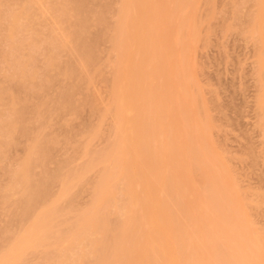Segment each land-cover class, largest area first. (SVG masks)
I'll list each match as a JSON object with an SVG mask.
<instances>
[{"label":"rangeland","instance_id":"obj_1","mask_svg":"<svg viewBox=\"0 0 264 264\" xmlns=\"http://www.w3.org/2000/svg\"><path fill=\"white\" fill-rule=\"evenodd\" d=\"M4 1L1 2V5L3 4V8L0 6V17L2 16L0 19L2 20L5 19L3 17L7 16L6 13L8 11L9 15V13L13 9L15 10L20 7L17 6V2H19L21 5L23 3L22 0ZM34 1V10L33 7L31 9L34 11L32 12L33 15L35 13L36 16L33 20V16L30 17L32 21V23L30 21L31 24L29 23L31 32L29 28V31L26 30L24 33H20V31H18L20 34L18 33V35L13 36L11 42L6 37L0 40V43L2 41L0 45V54L5 50V52L8 51L12 53V55L14 53L16 57H18V60L17 58H10L8 60L9 57H6L7 52H3L1 54V56H5L7 60L4 57V59L0 57V91L2 92L4 90L3 94H5L4 92L7 91L5 89H8V87L12 89L10 86H14V91L9 89L11 93L8 90V96L4 95L2 97V100L0 99L1 111L3 112V114L9 112L11 113V111L7 112V110L13 109L11 107L14 105L16 106H13L14 111L19 113V116H22V112L19 109L23 106L25 107L26 105L27 112L24 111L26 113L25 116H27V114L28 116H30V119L28 117H25L24 115V117L22 116V118H20L19 122H22L23 126H25L26 123L27 126L22 128L26 130H23L25 132V134L22 135L23 137L20 134L22 130H20L19 133L17 131V134L20 135L18 136L20 138H15V140L17 139L18 143L16 144L17 146L14 147L13 145L14 148H7V152L5 151V153L1 152L0 150V154L3 153L1 156L2 161L0 160V162L2 163L0 165H4V167L3 165L0 166V184H2L0 185L1 189L4 186L8 189L7 184H14L12 182L13 180L11 181V179L15 177L14 171H16L18 167H22L28 160V163L30 164L32 160L30 164L31 167L26 163L29 167L27 169L29 170L31 168L30 174L33 173L35 175H29V179L35 178V180H31V182H35V186L38 187H40L39 184L43 180H45L44 182L47 183L46 185L50 184L46 181H53L52 184H54L53 187L52 185H50L49 188L52 189L53 198H55L53 204H56L54 206L56 207V209L53 211L47 224L44 226L47 227L44 233L46 234L48 232V227H53V225H60L57 226V228L64 229L63 231H65L64 227H66L67 223L68 226L69 224H71V220L74 218L73 216L75 214V216L79 215L81 211H86L85 209L87 208V206H90L89 204H91L90 201L91 199H93L94 194L97 200L103 197L104 193H102V189L98 186V182L93 181L99 180L97 179V177H100L102 175L101 173L105 171V168L113 165H108L107 167H105L106 162L101 159V154L104 153L106 148V150H108V148H110L111 146H109V144H112L115 140L117 134L115 125H117L119 121H123L126 118L128 119L127 116L129 115V112L131 110L137 108L140 109V107L142 106V104L140 106V100H142L143 98H148L149 102H151V105H153L151 106L149 103L150 106L148 105L149 107L147 109L144 108V111H146L144 119L141 120L135 117L130 121V123L127 125L125 133L126 135L123 137L120 152L110 155L108 164H110L113 160H118L119 162L116 165L118 167L116 169L117 172H121L122 169L120 167L126 164L128 170L131 173L139 171L142 175V179L152 178L153 173L151 172V170L153 166L156 164V162H158V160L162 158L164 152H166L164 151L165 146L164 148L162 147L163 144L165 145V141H167L165 137L166 131H169L173 128V130L171 131H174L176 133V139L172 140V142L174 141L172 145L174 147L170 146V144H167L169 143L168 141H170V138H167L168 141L166 143V146L171 147V149L174 148L173 152L175 153V155L177 153V156L179 157L177 159L170 158L169 160H167L168 162L165 161V167L163 163H161L162 168L159 175H164L162 177L163 179L160 178L161 182L164 180L166 174V172L164 173V171H169L170 169H172L173 172H169L170 174L171 172L173 173L171 176H173V179H175L174 181H181H179L180 184L177 187L178 190L181 191L180 194H183L182 197H185L186 200V198L188 197L186 196L187 191L189 190V188H193L196 193L195 195H198V197H200V195H205V198L206 196H210L207 199H210L212 202H210V200L206 202H204L205 200H203V202L200 201L206 204L209 202L210 204L213 203V198L211 199V197H215L209 195L210 193H207L209 191L208 188H210L209 186L211 185V181L210 185H208L209 178H213L212 180L214 183H220L221 185L224 184L223 189L225 190L222 189L223 193H221L222 195H225V199L233 196L232 198H230L233 199L231 200L232 202L229 201L233 206L226 207L225 205L228 204L227 200L229 199L224 200V196H222L221 194L217 196L218 198L222 196V199L224 200L223 203L226 208V210L224 211L225 208L224 206H222L223 210L221 212H224L221 213V215H223H220L221 217H219L221 221H219L220 219L215 221L216 226H218V224L220 223L219 225L223 230L222 232V230L218 226V229L221 231L217 229V232H221L220 234L223 233L224 237L226 234L225 238H227L228 236V239L220 237V235L219 237L220 239L223 238L224 241H229V243H226L229 246L231 245V241L233 242L235 239H238V241L235 240V243L233 242L234 244L232 243V246L234 247L235 245L236 247L231 248L235 253L238 251V249V252L241 251V253L237 252V255L243 254L241 256H237L234 253V255L238 257H236V259L238 260V264H264V106H260L261 101H264V98L260 100V97L262 95L264 97V73H261L263 69L261 64L262 61H264V0H154L153 4L151 3V0H129L123 18L121 14L119 15L118 13L120 11V8L123 7L121 5H123L124 0H92L93 2L91 0H72V2L74 1L73 3L71 2V0H65L66 2L64 0H58V3L56 2L57 5L55 7L56 9L57 7H59L60 10L58 9L57 11L54 8L53 10H56V12L50 10L51 8H53L50 7L51 2L55 0H51V2L45 0L44 2H42L41 0ZM145 2L148 3L147 6L152 5L151 7H147V9H149L150 11L152 10L149 14L150 16H148V13H145L139 18V20H132L131 16L133 15V12L136 9H144L141 7H143ZM32 4L33 3H31L30 5ZM64 11H66L67 13ZM57 15L60 17L63 16L65 19L63 17V19H59L60 17H56ZM22 17L19 20V25H24V27L29 26L25 25L26 21L24 19L27 20V18L24 17V19H22ZM52 17H56V23L59 21L61 23L57 24L62 26L55 25L56 23L54 19L52 21ZM119 17L124 19L125 21L123 28L124 38L131 44H133L135 41H138L141 44L140 48L147 55L145 59L144 57L142 58L143 65H138L140 66V69L142 71L140 74L135 69L128 68L126 66V62H128V60H130L131 58L129 51H125L123 57H121L119 48L115 49V44L113 41H111V39L113 38L112 36H114L113 33L118 31L116 29H118L119 27L116 28V26L117 24L118 26L120 24ZM259 18H261L260 22ZM114 26L116 29H114ZM61 28H66L64 35H62L63 29ZM50 32H53V35ZM1 33L5 35V32ZM151 33L154 35V39L149 37ZM50 34L53 37H55V35L56 38L58 37V40H56L57 42L59 41V39L60 42H62V46L59 44L60 47L57 46L59 49H56L59 51V53H57L58 51L56 52V55L59 56H57L58 59L56 60L58 62L56 61L57 63L55 64L57 65L56 67L58 69H55V65L53 66L55 71L57 70L56 72L51 68V65L55 63L54 60L52 61L54 63L51 62L50 55L52 54L49 55L47 53L52 47L50 42V44L46 43L47 40L50 41ZM3 35H0V39L1 36L3 38ZM23 36H26L27 39H23ZM77 37H79L80 40ZM7 40L9 43L4 44L3 42ZM112 40H115V38H113ZM92 41L94 43L93 45L90 44L92 43ZM85 43L86 45L87 43H89V46H98L97 49L95 46L92 47L95 48V54L92 52V50V54H89V49L87 48L88 46L86 47ZM120 43L121 41L119 42V44ZM17 44L21 47V51L19 50L20 47ZM45 44H47V46L51 45L48 48L49 51L45 49ZM16 45L19 47L17 48L18 53H16ZM57 47H54L52 49L54 50ZM14 48L16 49V51H14ZM156 48H158V51H160V54L163 57L165 63L164 66L159 63ZM93 54L94 57L92 59L91 57L93 56ZM12 55L10 57H15ZM11 59H13V62L14 60L19 62H17V64L20 65L19 70L12 69L13 67H16L15 65H13V67L10 66L12 65L10 64ZM9 67H11L12 69L11 72L9 70ZM46 67L47 69L51 68L52 70H50L49 72ZM174 69L177 71H174ZM13 71L14 74L16 73L15 75H12ZM33 73L34 76L29 75ZM43 73L47 74L46 76H48V74H53L52 76L54 79L50 75V78H52V82L47 81L48 83H50V85L48 84V88L45 87L47 86V83L45 82L46 78L47 80L50 79L45 75L43 76ZM25 75H28L27 80L29 82L28 85L31 90L32 96L29 97V94L31 93L27 94L26 92L27 96L29 95L27 98L26 94H24L25 98H27L24 99L27 101V103L24 105V103L22 102L26 101H22V98L24 96L22 94L23 92L21 91L23 90L20 91L18 87H16V85L18 84L17 81H22L24 77H26ZM29 76L31 78H29ZM137 76L139 81L137 85L133 87L132 84L134 83V80ZM159 76L161 77L159 78ZM7 77H11V80H13L12 85L11 82L10 85H8V81L10 78ZM41 80L42 83L45 84L44 87L43 84H41ZM14 83H16V85H14ZM39 84L41 85V87H39ZM28 85L26 86L28 87ZM26 86L25 89L29 90V88H27ZM42 87L44 91H46V89L48 91L44 92L43 90H41ZM1 88L4 89L1 90ZM17 89L21 92V94ZM66 89L71 91V96H73L71 101V97L69 96L70 99L68 100L70 102H67L68 100H64L65 97H68L65 96L66 94L64 95V92L66 93V91H68ZM34 92L37 94L35 95ZM116 96L122 97L120 102H118L119 97ZM61 98L65 102L62 101ZM19 100L21 101V103ZM13 102L16 104H14ZM146 102L148 103V101ZM68 103H70L71 106ZM22 104L23 106H21ZM144 104L146 105V103ZM24 107L22 110H24ZM166 107H168L170 111L168 117L166 118V115H164L165 118H163V111ZM52 114L54 116H52ZM6 115L7 114H5V117ZM25 118L28 119L27 122ZM36 120L38 121L37 123ZM153 121L155 122V124L156 122H158V124L156 125L159 126H156V128L152 131L150 125ZM201 125L206 126L205 132L203 134L192 133L193 130ZM170 126L173 127L170 128ZM35 127L38 130H35ZM19 129H21V127ZM39 131H41L42 134ZM34 132L37 136L34 134ZM44 135L48 136L43 137ZM37 139H40V141H42L43 139V145L45 143L46 145H48L47 151L51 157H47L48 160L45 157L43 159L45 161H43L42 164L41 158V160L39 159L40 162L38 161V157L40 156L31 158L33 153H29L33 152L31 151L32 149H34L32 148L34 146L32 144L33 142L35 143V140ZM49 141H52V143ZM191 142L193 145V151L195 152H192V154H196V156L199 158L198 160L196 159V161L193 157H191L192 155L190 156V154L188 152L186 153L185 150L187 146L186 144L190 143L191 145ZM37 144L41 145L40 142H37ZM107 144L108 146L106 147ZM51 145H53V147ZM182 146L185 148L183 149ZM29 147L31 148L29 149ZM36 147L34 149V155L37 154L35 152L37 151ZM50 148L52 150H50ZM81 148L92 151L91 153L89 152L90 155H88L89 153L86 152L88 153L86 155L93 158V163H90L91 161H89L91 165L94 164L93 167L90 168V165H88V169H84L82 167L84 171L87 170L88 173L86 172V174L85 172L82 174L83 171L79 173L77 171L81 168V166H84V164L88 161L87 159L90 158L84 155V151L86 150L81 151L83 150ZM3 149L5 150L6 148ZM27 149H29L30 151L28 150V152ZM101 149H103V152ZM135 150L139 151L140 153L139 159L136 161L126 162L127 158ZM98 151L99 153H102L99 154L97 153ZM44 153L46 154V156H49L47 152ZM92 153L94 156L96 155L97 158L92 157ZM29 154L31 155L30 157ZM76 154L78 155L76 156ZM81 155H83L82 157L84 159L87 158L86 162H84V159H81ZM6 157L9 158V162ZM68 157L72 159H69ZM24 160H26V162H24ZM80 160H82L83 162H81ZM199 160L201 165H205L203 171L204 173L202 172L203 174L200 175L202 181V178H204L203 182L198 178V175L200 173H196L197 171L199 172V170L197 169L199 167ZM75 161H77L78 163ZM173 164L177 165L175 166ZM65 165H67V168L65 167ZM79 165L80 168H76ZM163 167L167 168L164 169ZM69 168H71L72 170H70ZM73 168H75V171H77V174L76 172L74 174L77 176V178H79V181V174L80 176L84 174L87 175L85 176L87 181H84V177L83 183L86 182V184H83L82 181H80L84 186L80 185L79 182V185L75 184L76 186H74V188L80 187L78 189L73 188L74 190H77V198H75V201H73V203H71V200H69L70 202L67 201L66 204V200L65 202H63L61 197H59L62 194V191H60V189L63 188H61L62 183L64 181L66 182V178L68 177L67 174L70 176L74 175L71 174L74 171ZM205 168L206 170L207 168L209 169V171L211 170V173L213 175L210 174L212 176H209V173L207 171L205 173ZM195 169L197 170L194 171ZM19 174L22 175L21 173ZM20 175H18L16 178L21 179L22 176ZM205 175L209 177L205 178ZM76 176H74L75 178L73 176H71L70 178L75 180L77 179ZM49 177L50 180L48 179ZM63 177L65 180H60L63 179ZM22 179H25V177H23ZM220 180L222 181V183L220 182ZM36 181L39 183L37 184ZM74 183H76V181ZM43 184L44 183L42 182V184L40 185ZM94 184L96 188H94ZM204 184L207 185L204 186ZM150 185L149 187L151 191L148 196L146 195L147 198L144 197L146 198L145 201L144 199H142L145 203L141 207L143 212L142 215L146 216V218L149 208L156 212V214L158 215L157 218L160 220L165 218L167 215H170L171 211L174 221L168 227L171 226L175 227L176 229H181L182 227L184 228L183 215L186 216V211L189 210L188 206H190V208H196L194 212L196 213L195 219L197 222L202 221L201 217L204 219V217L207 216V214H204L206 212L203 211L202 206L199 207L201 204L196 202L198 201L195 199L196 196L193 198L194 194L191 198L194 199V201L192 199V202L196 204L194 205L195 207H192L193 204L191 205V198L190 200L187 199L189 200V203L188 201H183V203L181 199L179 201V199L176 198L173 202H177L178 200L179 202H182L181 204H183L182 206L181 204H177L179 203L177 202L176 205L179 206L178 208L176 205H174L175 203L173 204L171 203V201H169L168 203L166 199H163L161 203H159L160 200H153V196L150 197V195L153 190H158L157 188H159V186H157L156 184H152L153 186ZM143 187L145 188V186L143 185L134 186V190H136L137 192L141 188L143 190ZM155 187L156 189H154ZM19 188L17 191L18 193H20L21 191L19 195H22V188H20V190ZM171 190L173 191V189ZM2 192L3 191L1 190V193ZM50 193L51 192H49V194ZM153 193L152 195H154ZM49 196L51 199V195ZM13 197L14 199L19 200V198L23 196L19 197L18 195H16ZM119 197V199H121L120 195ZM28 199L23 200V202L22 200H20L21 203L16 200V202L18 201L14 207L16 213L12 212L14 211V209L12 210V208L11 210H9L10 206L9 208L7 206H4V204L7 203L0 202L1 204H3V206H0V227L5 230L8 229L11 235L16 233L17 236V232L20 233L23 229L24 231L22 232V234L26 231L25 228L27 223L23 222L25 225L22 226L23 223L21 222V220L25 221V219H20V217H17L16 214L19 213L20 209L18 208L20 207V205L23 204L21 206L22 208L20 207L21 211H23V209L25 210V208H28V204H32V199L30 203L28 202ZM112 199L113 198H111V201ZM126 200L127 199L123 196L122 201L124 202ZM120 202L121 200L119 201V203ZM123 202L121 205L127 204V201L126 203ZM9 203L12 204V200ZM111 203H113V201L110 202V205L113 206L114 203ZM170 204H173L174 206ZM180 205L185 208V214L183 208L181 209ZM23 206H25V208H23ZM30 206L33 207L34 205L32 204ZM30 206L28 209H32V207ZM39 206L40 205L37 206L38 209L36 208V210H39ZM171 206L173 208H171ZM186 207L188 210H186ZM40 208L42 207L40 206ZM210 208L207 209L210 210ZM31 209L30 211H28L29 214L27 213V209L26 212L24 211L28 214V217L30 215V212L32 211ZM33 211L35 212L34 209ZM109 212H111L113 216V218H109L111 224L112 221H114L113 225H115V223L118 224L119 222L117 223L116 221H118L117 219H119V217L121 216H118V214L114 215L113 210ZM191 212L193 213V211ZM202 214H204L205 216H203ZM19 215H22V213H19L18 216ZM193 215L195 216V214ZM114 216L117 218L116 220L114 219ZM227 217L229 219H227ZM22 218H26V214L25 217ZM218 221L219 223L217 224ZM230 223H234L235 225H231ZM238 223L241 224V226ZM223 224L224 228L222 226ZM228 224H230L231 229L233 230L227 227ZM236 225L238 233H234V229L236 230ZM242 226H245V228L242 229L244 232L240 230V227ZM168 227H163V234L167 237L171 236L173 232L171 229H167ZM225 228L233 232H229V235L231 237L228 235V232L225 231ZM214 229L215 227L213 228V230ZM238 229L245 235H241ZM3 231H0L1 235L3 233L5 234V232ZM245 231L247 232L245 233ZM4 234L3 238L6 236V234ZM231 234L234 236H232ZM237 234L241 235L242 240L243 238L245 239L244 242L240 241V236H236ZM9 235L7 236L8 239ZM253 235L256 236V242L255 240H252ZM234 237L238 238L234 239ZM0 238L2 241V237ZM230 238H233V240H231ZM49 239L51 240V238ZM49 239L46 238V241L44 240L42 242L41 246H44V248H39L40 250H36L37 252H30V254L26 256L27 258L25 257L26 261L24 262H26V264H47V259L43 255H45L44 253L47 252V250H49L51 247V242L48 241ZM4 241L5 240H3L2 242L5 244ZM195 241H192V244H196ZM236 241L239 243L236 244ZM251 241H254L256 245L254 243L252 244ZM2 244L0 242V245L2 247L7 246H3ZM195 244L193 246L196 248ZM239 244L244 246L242 247ZM237 245H239L240 248H237ZM1 246L0 249L3 250ZM52 248L54 251H57L54 246H52ZM247 248L248 252H250V250L252 251V255L250 253L247 254ZM51 251H49V254L52 253L53 255V252ZM195 251H197V249ZM195 251L194 253H192L195 254ZM70 252L71 251L69 250L68 256L71 255ZM56 253L57 252H55L54 257L57 256ZM60 254H64V251L61 250ZM245 254L247 256H244ZM209 255L210 258H205L203 260V264H228L227 262L222 263V261H215L213 255ZM41 256L42 258L44 257L43 259H45V263H42V258H40ZM46 257L49 258V256ZM50 258L53 259L52 256H50ZM88 262L85 260L83 264ZM179 264L189 263L181 260L179 261ZM192 264L196 263L193 261Z\"/></svg>","mask_w":264,"mask_h":264},{"label":"bare ground","instance_id":"obj_2","mask_svg":"<svg viewBox=\"0 0 264 264\" xmlns=\"http://www.w3.org/2000/svg\"><path fill=\"white\" fill-rule=\"evenodd\" d=\"M4 1V0H3ZM2 0H0V6L2 7V5H1V2H3ZM17 1V0H16ZM25 1V0H24ZM23 0H22V5L19 3V2H17L18 3V5H17V3H16V5L17 6H20V7H18L17 9H13L10 13H9V15H8V12L6 13V15L8 16H4L3 18H5V19H3L4 20V23H3V20L2 19H0V33L1 32H5L4 34L5 35H3V33H1L2 35H3V38H2V36H1V39L0 40H2V39H4L5 37L11 42L12 41V37L13 36H16V35H18V31H20V33H24L26 30L27 31H29L31 28H30V25H29V23H30V21H31V18L30 17H32V20L34 19V17L36 16L35 15V13H34V15H33V13L32 12H34L33 10H34V7H35V1L34 0H28V1H25L24 2ZM34 1V2H33ZM42 2H44V0H41ZM45 1H48V2H51V0H45ZM53 1V0H52ZM65 1V0H64ZM85 1V0H84ZM92 1V0H91ZM128 1L129 0H124V2H123V5H121V6H123L122 8H120V11H119V15L121 14V16H122V18L124 17V15H125V12H126V9H127V6H128ZM153 1L154 0H151V3L153 4ZM5 2V1H4ZM28 2H30V3H28ZM53 2H55V3H53ZM53 2H51V5H50V7H53V8H51L50 10H52L53 12H56V10L58 11V9H59V7H57V9H56V2L58 3V0H55V1H53ZM66 2V1H65ZM68 2V1H67ZM71 2H72V0H71ZM74 2V1H73ZM72 2V3H73ZM77 2V1H76ZM83 2V1H82ZM87 2V1H86ZM93 2V1H92ZM14 3H15V1H14ZM25 3H28V4H25ZM31 3H33L32 5H30ZM88 3V2H87ZM89 3H91V2H89ZM20 4V5H19ZM78 4V3H77ZM82 4V3H81ZM93 4V3H92ZM98 4V3H97ZM29 5H30V7H29ZM70 5V4H69ZM80 5V4H79ZM148 5V3L147 2H145L144 3V5H143V7H141V8H144V9H136L134 12H133V15L131 16V19L132 20H134V21H136L135 19H137V20H139V18L143 15V14H147L148 13V16H150L149 14H150V12L152 11H150L149 9H147V7H151L152 5H150V6H147ZM4 6H5V4H4ZM22 6V7H21ZM34 6V7H33ZM73 6V5H72ZM78 6V5H77ZM96 6V5H95ZM101 6V5H100ZM33 7V10L31 9ZM93 7V6H92ZM105 7V6H104ZM3 8V7H2ZM56 9V10H53V9ZM73 8V7H72ZM30 9H31V11H30ZM77 9V8H76ZM1 10V9H0ZM3 10V9H2ZM60 10V9H59ZM71 10H73V9H71ZM119 10V9H118ZM80 11V10H79ZM78 11V12H79ZM83 11V10H82ZM94 11H96V10H94ZM64 12H66V11H64ZM63 12V13H64ZM99 12H100V10H99ZM121 12V13H120ZM3 13V12H2ZM5 13V12H4ZM58 13V12H57ZM61 13H62V11H61ZM67 13V12H66ZM66 13H65V15H66ZM124 13V14H123ZM23 14H24V16H23ZM54 14V13H53ZM118 14H117V16H118ZM2 15V14H1ZM64 15V14H63ZM94 15H96V14H94ZM23 16V17H22ZM62 16V15H61ZM68 16V15H67ZM120 16V17H121ZM2 17V16H1ZM0 17V18H1ZM22 17V19H24V17H26L27 18V20L26 19H24L25 21H26V23H25V25L27 26V25H29V26H27V27H24V25H19V20H20V18ZM56 17H60V16H56ZM56 17H52V21H53V19H54V21H55V23H56ZM63 17V16H62ZM62 17H60L59 19H61ZM119 17V18H120ZM28 18H29V20H28ZM64 18V17H63ZM62 18V19H63ZM67 18V17H66ZM122 18H120L119 20H120V24H119V26H118V24H117V26H116V28L117 27H119L118 29H116L115 28V26H114V29H116V30H118L117 32H114L113 34H114V36H112L113 38H115V40H116V42H115V40H112L111 39V41H113L114 42V44H115V49H117V48H119V53H120V55H121V57H123V55H124V52L125 51H129V54H130V56H131V58H130V60H128V62H126V66L128 67V68H133V69H135L136 71H138V73L140 74L142 71H141V69H140V66H138L139 64H141V65H143V62H142V58L144 57V59L146 58V53L140 48V46H141V44L138 42V41H135L133 44H131L129 41H127L125 38H124V30H123V28H124V24H125V21H124V19H122ZM58 19V20H59ZM65 19V18H64ZM260 19L261 18H259V22H260ZM6 20V21H5ZM1 21H2V23H1ZM28 21V22H27ZM119 22V21H118ZM117 22V23H118ZM31 23H32V21H31ZM30 23V24H31ZM54 23V24H55ZM57 23H61V22H57ZM55 24V25H57V26H62V25H58V24ZM4 24V25H3ZM63 24H65V23H63ZM19 26H21V27H19ZM28 28H29V30H28ZM69 28V27H68ZM112 28V27H111ZM61 29H63V28H61ZM66 29V28H65ZM65 29H63V34L62 35H64V33H65ZM70 29V28H69ZM51 30H53V29H51ZM50 30V31H51ZM34 31V30H33ZM30 32H31V30H30ZM19 33V34H20ZM35 33H36V31H35ZM50 33H52V35H53V32H50ZM117 33V34H116ZM0 34V35H1ZM34 34V33H33ZM37 34H38V31H37ZM80 34V33H79ZM30 35V34H29ZM32 35V34H31ZM51 34H50V38H49V40L50 41H46V43L47 44H50L51 43V45H52V47L50 48V51H49V47L51 46H47V44H45L46 46H44V47H46L45 49L46 50H48L49 52H47L49 55L50 54H52V55H50L51 56V62L54 60L55 61V63L54 62H52V63H54L53 65H51L52 67V69H54L53 68V66L58 62L56 59H58V57L57 56H59V55H56V52L58 51V50H56V49H59L57 46H59V44L62 46V42H60V39H59V43L56 41V40H58V37L56 38V35H55V37H53ZM66 35V34H65ZM97 35V34H96ZM35 36H36V34H35ZM51 36H52V39H51ZM101 36V35H100ZM28 37H30V36H28ZM39 37V36H38ZM47 37V36H46ZM83 37V36H82ZM81 37V38H82ZM149 37L150 38H153L154 39V35L151 33L150 35H149ZM24 38H26V36H23V39ZM56 38V39H55ZM79 40H80V38L79 37H77ZM84 38H85V36H84ZM87 38V37H86ZM91 38V37H90ZM96 38V37H95ZM94 38V39H95ZM27 39V38H26ZM48 39V38H47ZM92 39H93V37H92ZM8 40L7 41H5V42H3L4 44L5 43H9L8 42ZM22 40V39H21ZM83 40V39H82ZM4 41V40H3ZM56 41V42H55ZM84 41V40H83ZM97 41V40H96ZM121 41V43L119 44V42ZM123 41V42H122ZM22 42V41H21ZM44 42H45V40H44ZM50 42V43H49ZM77 42H80V41H77ZM86 42H88V41H86ZM1 43H2V41H1ZM1 43H0V45H1ZM20 43V42H19ZM18 43V44H19ZM32 43H34V42H32ZM83 43V42H82ZM81 43V44H82ZM90 43V42H89ZM89 43H87V45H86V43H85V46L89 49V54H92L91 53V50H92V52L94 53V52H96L94 49L95 48H92V47H94V46H92L94 43H93V41H92V43H90V44H92L91 46H89L90 44ZM96 43H98V42H96ZM17 44V45H18ZM36 44V43H35ZM84 44V43H83ZM119 46H118V45ZM15 46L16 47V49L17 48H19L18 46ZM97 45V44H96ZM57 47V48H55L54 50L52 49V48H54V47ZM156 46V45H155ZM60 47V46H59ZM96 47V49H97V47L98 46H95ZM1 48V47H0ZM91 48V49H90ZM13 49V48H12ZM15 49V48H14ZM16 49L14 50V51H16ZM44 49V50H45ZM114 49V50H115ZM157 49V57H158V59H159V63L161 64V65H165V63H164V60H163V57L161 56V54H160V51H158V48H156ZM19 50L21 51V47L19 48ZM56 50V51H55ZM60 50H61V48H60ZM94 50V51H93ZM160 50V49H159ZM77 51V50H76ZM3 52H5V50L3 51ZM2 52V53H3ZM7 52V53H6ZM5 53H6V57L8 58V60L10 59V58H13V59H15V58H17V60H18V57H16V55L13 53V55H12V53H10V52H8V51H6ZM1 53V54H2ZM10 55H9V54ZM16 53H18V49H17V51H16ZM57 53H59V51L57 52ZM1 54H0V57H4L6 60H7V58L5 57V56H1ZM95 54V53H94ZM94 54H93V56L91 57L92 59H93V57H94ZM15 56V57H10V56ZM48 55V56H49ZM89 56V55H88ZM57 57V58H56ZM90 57V56H89ZM3 58V59H4ZM1 59V58H0ZM13 59H11L10 60V64H12V65H10V66H12L13 67V65H15V67L16 68H12V69H17V70H19V68H20V65H18L17 64V62L18 61H16V60H14V62H13ZM49 59H50V57H49ZM57 61V62H56ZM16 62V63H15ZM19 63V62H18ZM51 63V64H52ZM17 65V66H16ZM19 66V67H18ZM57 65H55V69L57 68L56 67ZM261 66L263 67V69H264V61H262V64H261ZM47 69V67H46V69L50 72V70H52V69ZM11 67H9V70H10V72H11ZM45 69V70H46ZM55 69L53 70V71H55ZM58 69V68H57ZM262 69V71H261V73L263 74L264 72V70ZM14 70V71H15ZM14 71H13V73H12V75H15L14 74ZM47 71V72H48ZM57 71V70H56ZM55 71V72H56ZM174 71H177V70H175L174 69ZM0 72H1V70H0ZM17 72V71H16ZM55 74H57V73H55ZM29 75H33L34 76V73L33 74H29ZM46 76L47 74H44L43 73V76ZM51 76L53 75V74H50ZM49 74H48V76H46V77H48L50 80H47V78H46V82L45 83H47V86H45V84L44 83H42V80H41V84H43V87L45 86V87H49V85H50V83H48L47 81H49V82H52L51 81V79L53 78V76H52V78H50L51 76H50ZM264 75V74H263ZM26 77H24V79L22 80V81H24V82H22V81H17V85H16V83H14V85H16V87H18V89L21 91V90H23V91H21V92H23L22 94H23V98H22V101L24 100V99H27L28 98V96L29 97H31L32 96V93H31V90H30V88H29V85H28V80H27V78H28V75H25ZM54 77H55V75H54ZM161 76H159V78H160ZM7 78H10L9 79V84L8 85H10V82H11V85H12V82H13V80H11V77H7ZM7 78H6V80H7ZM29 78H31L30 76H29ZM45 78V77H44ZM264 78V77H263ZM43 79V78H42ZM54 79V78H53ZM138 76L135 78V80H134V83L132 84V86L133 87H135L136 85H137V83H138ZM26 82V83H25ZM21 83V84H20ZM6 84H7V82H6ZM49 84V85H48ZM26 85H28V87L26 86ZM159 85V84H158ZM25 86L27 87V88H29V90L28 89H25ZM12 89H10L9 87H8V89H5V90H12V91H14L13 89H14V86L12 87V86H10ZM20 87H21V89H20ZM39 87H41V85L39 84ZM43 87L41 88V90H43ZM156 87H158V86H156ZM25 89V91H24V89ZM51 88V87H50ZM4 89V88H3ZM2 88H1V90H3ZM16 89V88H15ZM17 89V90H18ZM40 89V88H39ZM10 90H9V92H10ZM18 90V92H20ZM27 90V91H26ZM66 90H68V89H66ZM4 91V90H3ZM3 91L1 92V95H0V99L2 100V97L4 96V95H7L8 93H7V91H5L4 93L5 94H3ZM30 91V92H29ZM38 91V90H37ZM37 91H35V92H37ZM44 91V90H43ZM46 91H48L47 89H46ZM46 91H44V92H46ZM21 92H20V94H21ZM25 92V93H24ZM26 92H27V94H29V93H31V94H29L28 96H27V94H26ZM34 92V93H35ZM68 92V93H67ZM11 93V92H10ZM48 93V92H47ZM24 94H26V97L27 98H25V95ZM37 93H35V95H36ZM40 94V93H39ZM66 94V95H65ZM68 94H70V95H68ZM144 94V93H143ZM34 95V94H33ZM41 95V94H40ZM42 95H43V93H42ZM64 95L65 96H68L66 99L64 98V100H68V99H70V97H71V99H70V101L72 100V97L73 96H71L72 95V93H71V91H66V93L64 92ZM8 96V95H7ZM10 96V95H9ZM62 96H63V94H62ZM70 96V97H69ZM145 96V95H144ZM116 97H119V99H118V102H120V100L122 99V97L121 96H116ZM35 98V97H34ZM261 99L260 100H262L264 97H263V95L260 97ZM3 99H5V98H3ZM20 99V98H19ZM62 99V98H61ZM0 100V101H1ZM63 99H62V101H64ZM13 101V100H12ZM20 101V100H19ZM19 101H18V103H19ZM24 101H26V100H24ZM39 101V100H38ZM69 100L67 101V102H70ZM141 102H140V106H141V104H142V106L140 107V109H134V110H131L130 112H129V115L127 116L128 117V119L126 118V119H124L123 121H119L118 122V124L117 125H115V129H116V132H117V134H116V137H115V140L113 141V143L112 144H109V146H110V148H108V150H106L107 148V146H108V144L106 145V149H105V151H104V153H102L103 152V149H101L102 150V152H100V153H102L101 154V159H103L105 162H106V165H105V167H107L108 165H113V166H110V167H108V168H105V171L103 172V173H101L102 175L100 176V177H97V179H99V180H96V181H93V182H98L97 184H98V186L102 189V193H104V195H103V197L102 198H100V199H96V197H95V194L93 195L94 197H93V199H91V204H89L90 206H87V208H88V210H87V208L85 209L86 211H81L80 212V214L79 215H77V216H73L74 218V222H73V219L71 220L72 222H71V224H69V226L66 224V227H64L65 228V231H63L64 229H59V228H57V226H60V225H53V227L52 226H49L48 227V232L45 234L44 233V231H45V229H47V227H44L46 224H47V222H48V220H49V218H50V216L52 215V213H53V211L56 209V207H54L55 205L53 204L54 202L53 201H55V198H53V193H52V189L51 188H49L50 187V185H52V187H53V185L54 184H52V182H50V181H46V182H48V183H50V184H48V185H46L47 183H45L44 181L45 180H43L42 182L44 183L43 185H40V184H42V182L39 184V186L40 187H38V186H35V182L33 183V182H31V180L33 181V180H35V178L34 179H29V175L30 176H32V175H34L33 173L32 174H30V172H31V168L28 170L27 168H29L28 166H27V164L30 166V164H31V162H32V160H31V162H30V164L28 163L29 162V160L26 162V160H24V162H26V163H24V165H25V167H24V165H23V163H22V167L20 166V167H18V168H22L21 169V171H20V169H18L17 168V170L16 171H14V173H15V177L13 178V179H11V181L14 183V184H12V183H10V185H12V186H10V185H8L7 184V186H8V189H7V187L5 188V186L4 187H2V189H1V187H0V202L1 203H7V204H4V206H7L8 208H9V206H10V208H9V210H11V208H12V210L14 209V207H15V204H17V202L19 201V203H21L20 202V200H22V202H23V200H26V199H28V202L30 203V201H31V199H32V201H31V203L34 205L33 207L32 206H30V205H32V204H28L27 205V207L29 208V206L30 207H32V211H33V209L35 210V212L33 211H31L30 212V215H29V217L27 216L29 213H28V211H30V209H28V208H25V206H23V208H25V210L23 209V211H21V206L23 205H20V207L18 208V209H20L19 210V213L21 214L22 213V215H19L18 216V214H16L17 215V217H20V219H25V221L24 220H21V222L23 223V222H25V223H27L26 224V228H25V233H23L22 234V232L24 231V229L19 233V232H17V236H16V233L15 234H13V235H11L10 233H9V230H8V232H7V230H5V229H2L1 227H0V229H2V230H0V231H3V232H5V234H6V236L3 238V234L1 235L0 234V237H2V241L3 240H5L4 242H5V244L1 241V238H0V242H1V244L4 246V245H7V246H4V247H2L1 245V248L4 250V248H5V250L3 251V250H1L0 251V264H26V262H24V261H26L25 259L27 258L26 256H28V254H30V252H32L33 253V251H35V252H37L36 250H38L39 248H41L42 246V242L47 238V239H49V238H51V240L49 239L48 241H50L51 242V247H50V249L49 250H47V252H45L44 254L45 255H43L47 260H48V262H47V260H46V263L47 264H83V262H85V260L88 262L89 260V262H90V264H179V261H185L186 263L188 262L189 264H192L193 263V261L196 263V264H203V260L206 258H210L209 256V254H212L213 255V258H214V260L215 261H222V263H224V262H227L228 264L230 263V264H238V260L236 259V257L237 256H241V255H243V254H238L237 255V252L239 251V249H238V251L235 253L234 252V250L233 249H231V248H234V247H236L235 245H234V247L232 246V243L234 242L235 243V240H237L238 241V239H235V238H238V237H234V241L232 242H230V246L228 245V244H226V243H229V241H227V240H223V238H225L226 237V234H225V237L223 236L224 234L222 233V234H220L221 232H217V229H218V226H219V228L221 229V226L219 225L220 223H219V221H221V219L219 218V217H221L222 215H221V213H223L225 210H226V208H225V206L226 207H228V206H233V205H231V203L229 202V201H231V200H233V199H230V198H232L233 196H230V197H228L227 199H229V200H227V199H225V195H222V189H223V185L224 184H218V183H214L213 182V178L211 179V178H209V184L208 185H210V181H211V185L209 186L210 188H208L209 189V191L207 192V193H210L209 195H212V196H215V197H211V199L213 198V203H211L210 204V202H212L210 199H207L208 197H210V196H206V198H205V195L203 196V195H200V197H198V195L196 196L195 194V191H194V189L192 188V189H190L189 188V190L187 191V194H186V196H188L187 198H186V200H185V197L183 198L182 196H183V194H180V192L181 191H179L178 190V185L180 184V180H177V182L176 181H174L175 179H173V176H171L173 173V171H172V169H170L169 167V171H172L171 172V174H170V172L169 171H164V173L166 172V174H165V177H164V180L161 182V180H160V178L161 179H163L162 177L164 176V175H159V173H161V168H162V165H161V163H163V165L164 164H166L165 163V161L166 162H168L167 160H169L170 158L171 159H177L179 156H177L178 154L176 153V155H175V153L173 152V149H171V147H168V146H166V143H167V141H168V139L171 141H168L169 143H167L168 145L170 144V146H172L173 145V142H172V140H175L176 139V133L174 132V131H171V130H173V128L171 129V130H169L171 127H173V126H170V128L168 129L169 131H166V134H165V137H166V140L167 141H165V145L163 144L162 145V147L164 148V146H165V148H164V151H166V152H164V155L162 156V158L160 159V160H158V162H156V164L153 166V168H152V170H151V172L153 173V176H152V178H150V179H142V175H141V173L139 172V171H136V172H134V173H131L129 170H128V168H127V166H126V164H124L123 166H121L120 168L122 169L121 170V172H117L116 171V169L118 168L116 165L118 164V160H113L110 164H108V162H109V156L110 155H113L114 153H117V152H120V150H121V145H122V142H123V137L126 135L125 133H126V129H127V125L130 123V121L132 120V119H134L135 117H137V118H139V119H144V115H145V112L146 111H144V108H148L150 105H151V102H149V99L148 98H143L142 100H140ZM146 101H148V103L146 102ZM65 102V101H64ZM66 102V103H67ZM264 101H261V103H260V106H264V103H263ZM14 103V102H13ZM20 103H21V101H20ZM22 103H24V105L27 103V101L26 102H22ZM144 103H146V105L144 104ZM149 103H150V105H149ZM14 104H16V103H14ZM69 105H70V103H68ZM13 105V104H12ZM18 105V104H17ZM67 105V104H66ZM149 105V106H148ZM153 105V104H152ZM151 105V106H152ZM14 106V105H13ZM11 107V108H13V109H9V107H8V109L9 110H7V112H9V111H11V113H10V116H9V113H5V114H7L6 115V117H5V114H3V112L1 111V108H0V150H1V152H3V153H5V151L7 150V148L8 149H10V147L11 148H14L15 146H17L16 144H18L17 143V139L15 140V138H17L18 136H20L19 134H17V131H18V133L20 132V130H22L21 132H20V134H21V136L23 135V134H25V132L23 131V130H25V129H22L23 127H25V126H27L26 125V123H25V126H23L22 125V122L20 123L19 121H20V118H22V116L24 115L25 116V112H27L26 110H27V106L25 105V107L23 106V104L21 105V106H23L24 107V110H22L23 109V107H21L20 109L19 108H17V109H19V110H21V112H22V116H19V113H17V112H15L14 111V107H16V106H14V107ZM20 106V105H19ZM37 106V105H36ZM71 106V105H70ZM73 106V105H72ZM0 107H1V103H0ZM4 107V106H3ZM18 107V106H17ZM33 107H34V105H33ZM40 107V106H39ZM26 108V109H25ZM29 108V107H28ZM55 109V108H54ZM54 109H53V112H54ZM6 110V109H5ZM29 110V109H28ZM25 111V112H24ZM30 111V110H29ZM33 111V110H32ZM31 111V112H32ZM37 111V110H36ZM169 108L168 107H166L165 108V110L163 111V116L164 115H166V118L168 117V114H169ZM14 112V113H13ZM41 112V111H40ZM58 112V111H57ZM24 113V114H23ZM29 113V112H28ZM36 113V112H35ZM34 113V114H35ZM39 113V112H38ZM12 114V115H11ZM40 114V113H39ZM55 114V113H54ZM32 115V114H31ZM23 116V117H24ZM34 116V115H33ZM52 116H54L53 114H52ZM25 117H28L29 119H30V116H28V114H27V116H25ZM32 117V116H31ZM33 118V117H32ZM161 118V117H160ZM163 118H165V116L163 117ZM22 120V119H21ZM25 120H26V122H27V118H25ZM42 120V119H41ZM24 121V120H23ZM32 121H34V120H32ZM156 121V120H155ZM19 122V123H18ZM25 122V121H24ZM24 122H23V124H24ZM38 121L36 120V123H37ZM40 122V121H39ZM33 123V122H32ZM42 123H43V121H42ZM45 123V122H44ZM19 124H20V126H19ZM31 124V123H30ZM47 124V123H46ZM156 124H158V122H156ZM155 124V122L153 121L152 123H151V125H150V128L152 129V131L156 128V125ZM29 125V124H28ZM38 125V124H37ZM36 126V125H35ZM159 126V125H158ZM157 126V127H158ZM205 126V125H204ZM203 125H201V126H199L198 128H196L195 130H193L192 131V133H200V134H203L204 132H205V128H206V126L204 127ZM21 127V129H19ZM27 128V127H26ZM31 128V127H30ZM40 129V128H39ZM44 129V128H43ZM35 130H38V129H36V127H35ZM26 131V130H25ZM41 131H43V130H41ZM41 131H39V132H41ZM171 131V132H170ZM22 132H24V133H22ZM45 132V131H44ZM30 133V132H29ZM32 133H33V131H32ZM17 134V135H16ZM34 134H35V132H34ZM37 134H38V132H37ZM41 134H42V132H41ZM41 134H39V135H41ZM46 134V133H45ZM27 135H28V132H27ZM33 135V134H32ZM36 135V134H35ZM14 136H16V137H14ZM37 136V135H36ZM48 136V135H47ZM46 135H44L43 137H47ZM23 137V136H22ZM25 137V136H24ZM29 137V136H28ZM34 137V136H33ZM18 138H20V137H18ZM39 138V137H38ZM41 138V137H40ZM168 138V139H167ZM7 140H9V141H7ZM37 140H39V141H37ZM37 140H35V143H36V146H35V143L33 142V144L32 145H34L35 147H36V149H37V151H35L37 154H39L40 153V151H41V153L39 154V155H37V154H35L34 155V149H35V147L33 146L32 148H34V149H32L31 151H33V152H29L30 150V148L31 147H29V149H27V151L31 154V153H33L32 154V157L31 158H33V157H35V156H40V157H38V161L40 162V160L42 159V161H41V164L43 163V161H45V160H43L45 157H46V159H47V157L48 158H51L50 157V155L48 154V151H47V149H48V145H46V143L43 145V143H42V141H43V139H42V141H40V139H37ZM40 142V144L41 145H39V144H37V142ZM7 142V143H6ZM49 142H51L52 143V141H49ZM110 143V142H109ZM48 144V143H47ZM54 144V143H53ZM56 144V143H55ZM7 145V146H6ZM13 145H14V147H13ZM31 145V144H30ZM46 145V146H45ZM84 145V144H83ZM187 146H186V153L188 152L189 154H190V156L191 157H193L194 159H195V161H196V159L198 160L199 158L196 156V154L195 155H193L192 154V152H194L193 151V145H192V142H191V145H190V143L189 144H186ZM9 146V147H8ZM39 146H43V147H39ZM50 146V145H49ZM52 147H53V145H51ZM81 146V145H80ZM184 146V145H183ZM182 146V147H183ZM46 149H45V148ZM172 147H174V146H172ZM3 148H6L5 150L3 149ZM38 148H39V150H38ZM43 148V149H42ZM168 148V149H167ZM185 147H183V149H184ZM81 149H83V150H81V151H84V150H86V151H84V155H86V154H88L89 152L91 153L92 151H88L87 149H84V148H81ZM166 149V150H165ZM3 150V151H2ZM46 150V151H45ZM50 150H52L51 148H50ZM9 151V150H8ZM13 151V150H12ZM11 151V152H12ZM39 151V152H38ZM76 151V150H75ZM80 151V152H81ZM100 151V150H99ZM99 151L97 152V153H99ZM0 152V153H1ZM7 152V151H6ZM10 152V151H9ZM44 152H47V154L49 155V156H46V154L44 153ZM51 152V151H50ZM86 152H88V153H86ZM2 153V154H3ZM52 153V152H51ZM50 153V154H51ZM90 153L88 154V155H90ZM99 153V154H100ZM165 153H166V155H165ZM195 153V152H194ZM2 154H0V160H1V156H2ZM29 154V157L31 156ZM79 154V153H78ZM78 154H76V156L78 155ZM81 154V153H80ZM95 154V153H94ZM139 151H134L133 153H131V155L127 158V160H126V162H128V161H136V160H138L139 159ZM146 154V153H145ZM44 155V156H43ZM88 155H86V156H88ZM8 156V155H7ZM75 156V157H76ZM83 155H81V159H84L83 157H82ZM100 156V155H99ZM183 156V155H182ZM43 157V158H42ZM74 157V158H75ZM88 157H90V156H88ZM92 157H94V158H97L96 157V155L94 156L93 155V153H92ZM7 158V157H6ZM36 158V157H35ZM41 158V159H40ZM69 158V157H68ZM9 158H7V160H8ZM28 159H30V158H28ZM40 159V160H39ZM66 159V158H65ZM69 159H72V158H69ZM87 159V158H86ZM86 159H84V162H86ZM91 159V160H90ZM34 160V159H33ZM48 160V159H47ZM67 160V159H66ZM78 160V159H77ZM88 161H87V163H85L84 164V166H81V168L83 167L84 169H88V165H90V168L91 167H93V165H91L90 163H93V158H88L87 159ZM96 160V159H95ZM2 161V160H1ZM71 161V160H70ZM81 162H83L82 160H80ZM89 161H91L90 163H89ZM141 161H142V159H141ZM8 162H9V160H8ZM75 162H77V161H75ZM81 162H80V164H81ZM2 162H0V164H1ZM38 163V162H37ZM45 163V162H44ZM78 163V162H77ZM195 163V162H194ZM5 164V163H4ZM9 164V163H8ZM198 164V163H197ZM3 165V164H2ZM2 165H0V166H2ZM7 165V164H6ZM44 165V164H43ZM82 165H83V163H82ZM173 165H177V164H173ZM196 165V164H195ZM203 165V164H202ZM201 165V163H200V160H199V167L198 166H196V167H198L197 169L199 170V172L197 171L196 173L197 174H199L198 175V178L201 180V174H203L204 172V167H205V165H203L202 166ZM27 166V167H26ZM40 166V165H39ZM46 166V165H45ZM67 165H65V167H66ZM161 166V167H160ZM3 167H4V165H3ZM31 167V166H30ZM35 167V166H34ZM42 167H44V166H42ZM41 167V168H42ZM87 167V168H86ZM128 167H129V165H128ZM164 167H165V165H164ZM163 167V168H164ZM1 168V167H0ZM40 168V167H39ZM67 168V167H66ZM76 168H80V165L79 166H77ZM81 168L80 169H78L77 171H78V173L79 172H82V174L85 172V174H86V172H87V170L86 171H84L83 170V168H82V170H81ZM167 168V167H166ZM166 168H164V169H166ZM10 169V168H9ZM45 169H46V167H45ZM44 169V170H45ZM70 170H72L71 168H69ZM74 169V171L71 173V174H74L75 172H76V174H77V171H75L76 169L75 168H73ZM159 169H160V172H159ZM192 169V168H191ZM197 169H195L194 171H196ZM35 170V169H34ZM8 171V170H7ZM9 171H12V170H9ZM32 171H33V169H32ZM47 171V170H46ZM68 171V170H67ZM206 171L209 173V176H212L213 174L211 173V170L209 171V169L207 168V170H206V168H205V173H206ZM3 172V171H2ZM6 172V171H5ZM21 173L22 175H20L19 173ZM43 172V171H42ZM55 172V171H54ZM60 172V171H59ZM203 172V173H202ZM17 173V174H16ZM88 173V172H87ZM164 173H162V174H164ZM6 174V173H5ZM12 174V173H11ZM81 175L80 176V174L78 175V177H80V181H82V183H83V180H84V177L85 176H87V175ZM210 174H212V175H210ZM7 175V174H6ZM18 175H20V176H22L21 177V179H17L16 177L18 176ZM56 175H58V174H56ZM206 175H208V174H206ZM205 175V178H208L207 176ZM19 176V177H20ZM35 176V175H34ZM51 176V175H50ZM67 178H66V182L64 181L63 183H62V186H61V188L62 189H60V191H62L61 193V196H59V197H61V199H62V201L63 202H65V200H66V204H67V201H69V200H71V203H73V201H75V198H77L76 197V195H77V190H74L75 188H77V187H75L74 188V186H76V185H79V183H80V185H83L84 183L86 184V182H84L83 184L79 181V178H77V176L74 174V175H71V176H76V178L77 179H75V180H73V179H71L70 177V175H68L67 174ZM70 176V177H69ZM23 177H25V179H22ZM47 177H48V175H47ZM57 177V176H56ZM56 177H54V178H56ZM203 177V176H202ZM1 178V177H0ZM75 178V177H74ZM83 178V179H82ZM44 179V178H43ZM49 180H50V177L48 178ZM47 179V180H48ZM68 179H70V180H68ZM203 179V181H204V178H202ZM211 179V180H210ZM30 180V181H29ZM36 180H38V179H36ZM51 180H52V177H51ZM55 180V179H54ZM58 180V179H57ZM60 180H65L64 179V177H63V179H60ZM71 180H73V181H71ZM208 180V179H207ZM225 180V179H224ZM68 181V182H67ZM71 181V182H70ZM76 181V183H74ZM84 181H87L86 180V177H85V180ZM180 181V182H179ZM202 181V180H201ZM202 181V182H203ZM205 181H206V179H205ZM214 181H215V179H214ZM7 182V181H6ZM37 182V181H36ZM72 183V184H70V183ZM79 182V183H78ZM179 182V183H178ZM220 182L222 183V181L220 180ZM39 182H37V184H38ZM156 184L157 186H159V188H157L158 190H153L152 191V193L154 194V195H152V193H151V195H150V197L151 196H153V200H160L159 201V203H161L162 202V200L163 199H166V201H168V203H169V201H171V203H175L174 205H176V203L177 202H179L180 201V199L182 200V202L183 201H188V203H189V200H190V198L192 197V195H193V198L195 197V199L196 200H198V201H196V202H198V203H200L201 205L199 206V207H201L202 206V208H203V211H205L206 213H204L205 215L207 214V216L206 217H204V219L201 217V220L203 221H201V222H197L196 221V219H195V217H196V213L194 212L195 211V209L196 208H190V206H188V209L190 210H188L187 209V207H186V210H188V211H186V214H185V208L184 207H182L183 206V204H181L182 202H179V203H177V204H181L180 206H181V209L183 208V210H184V214L186 215V216H184L183 215V221H184V228L182 227L181 229H176L175 227H168L171 223H173V221H174V218H173V215L171 214V211H170V215H167L165 218H163V219H158L157 217H158V215L156 214V212H154L152 209H150L149 208V211L147 212V218H146V216H143L142 214H143V212H142V209H141V207H142V205L145 203L144 201L146 200V198H147V196L149 195V193H150V187H149V185L150 184ZM3 184H5V183H3ZM36 184V185H37ZM64 184V185H63ZM67 186H66V185ZM76 184V185H75ZM89 184V183H88ZM91 184V183H90ZM96 184V183H95ZM95 184L93 185L94 186V188H96L95 187ZM96 184V185H97ZM151 184V185H152ZM207 184H204V186L205 185H207ZM226 184V183H225ZM0 185H2V184H0ZM47 186V187H45V186ZM140 185H143V186H145V188L142 190V188L139 190V191H137L136 192V190H134V186H140ZM150 185V186H151ZM84 186V185H83ZM85 186H87V185H85ZM97 186V187H98ZM153 186V185H152ZM156 186V187H157ZM22 188L21 190L23 191V193H22V195H19L20 193H21V191H20V193H18V188ZM156 187L154 188V189H156ZM20 188H19V190H20ZM74 188V189H73ZM78 188H80V187H78ZM77 188V189H78ZM149 188V189H148ZM179 188H180V186H179ZM4 189V190H3ZM6 189V190H5ZM148 189V190H147ZM171 189H173V191L171 190ZM1 190L3 191L2 193H1ZM51 190V191H50ZM142 190V191H141ZM160 190V191H159ZM174 190H176V191H174ZM223 190H225V189H223ZM26 191V192H25ZM72 191H75V192H72ZM135 191V192H134ZM159 191V192H158ZM14 192H16V193H14ZM49 192H51L50 194H49ZM134 192V193H133ZM155 192H156V194H155ZM158 192V193H157ZM222 192V193H221ZM12 193H14V194H12ZM55 193V192H54ZM106 193V194H105ZM206 193V194H207ZM11 194H12V196H11ZM24 194V195H23ZM75 196H74V195ZM122 194V195H121ZM219 194H221L222 196H224L223 197V199L224 200H227L228 201V204L227 205H225L224 206V200L222 199V196L221 197H217ZM16 195H18L19 197L20 196H23V197H20L19 198V200L18 199H14V197L13 196H16ZM25 195H27V196H25ZM49 195H51V199H50V196ZM79 195V194H78ZM119 195L121 196V199H119L120 197H119ZM147 195V196H146ZM208 195V194H207ZM25 196V197H24ZM48 196H49V198H48ZM69 196H70V198H69ZM123 196L127 199L126 201H127V204L126 205H121L122 204V199H123ZM202 196V197H201ZM13 197V198H12ZM68 197V198H67ZM74 197V198H73ZM144 197H146V198H144ZM181 197V198H180ZM203 197H204V199H203ZM216 197H217V200H216ZM16 198V197H15ZM21 198H23V199H21ZM25 198V199H24ZM73 198V199H72ZM111 198H113L112 199V201H113V203H114V205L112 206V205H110V202H112L111 201ZM176 198H178L179 199V201L177 200V202H173L174 201V199H176ZM193 198H191V200H190V202H191V205H192V207L194 206V205H196V204H194L193 202H192V199ZM199 198H201V199H199ZM221 198V199H220ZM48 199H50V200H48ZM64 199V200H63ZM96 201H95V200ZM142 199H144V201L142 200ZM187 199H189V200H187ZM220 199V200H219ZM11 200H12V204L11 203H9V202H11ZM16 200H18L17 202H16ZM51 200H52V202H51ZM121 200V202L119 203V201ZM125 200V199H124ZM203 200H205L204 202H206V201H208V200H210V202L209 203H202L203 202ZM222 200V201H221ZM126 201H124L123 203H126ZM143 201V202H142ZM193 201H194V199H193ZM200 201H202V202H200ZM46 202V203H45ZM50 202H51V205H50ZM70 202V201H69ZM195 202V203H196ZM223 204H222V203ZM226 202V201H225ZM232 202V201H231ZM233 202H235V201H233ZM0 203V206H3V204H1ZM10 205H9V204ZM45 203V204H44ZM113 203H111V204H113ZM118 203H119V205H118ZM184 203V202H183ZM14 204V205H13ZM26 204V203H25ZM43 206H42V205ZM70 204V203H69ZM173 204H170V205H173ZM205 204V205H204ZM230 204V205H229ZM11 205H13V206H11ZM38 205H40L42 208H40V206H39V210H36V208L38 209ZM173 205V206H174ZM187 205V204H186ZM208 205V206H207ZM211 205V206H210ZM177 206V205H176ZM204 206V207H203ZM211 208H210V207ZM222 206H224V211L223 212H221L223 209H222ZM35 207V208H34ZM113 207V208H112ZM178 208H179V206H177ZM195 207V206H194ZM6 208V207H5ZM4 208V209H5ZM7 208V209H8ZM171 208H173L172 206H171ZM204 208H210V210H208L207 209V211H206V209H204ZM1 209H2V207H1ZM26 209H27V213H25L26 212ZM111 210H113V214L115 215V214H118V216L120 215L121 217H119V219H117L115 216V220L117 219L118 221H116L118 224H116L115 223V225H113L114 224V221H112V224H111V222H110V220H109V218L110 217H112L113 218V216H112V213L111 212H109V211H111ZM179 210V209H178ZM4 211V210H3ZM14 211H15V209H14ZM14 211H12L13 213H16V211L14 212ZM25 211V212H24ZM182 211V210H181ZM191 211H193V213L191 212ZM6 212H7V210H6ZM11 212V213H12ZM83 212V213H82ZM115 212V213H114ZM189 212V213H188ZM197 212V211H196ZM26 214V218H22V217H25V214ZM110 213H111V215H110ZM188 214V215H187ZM193 214H195V216L193 215ZM204 214H202L203 216H205ZM110 215V216H109ZM221 215V216H220ZM22 216V217H21ZM27 217H28V219H27ZM7 218H9V217H7ZM14 219V218H13ZM19 219V220H20ZM111 219V218H110ZM218 219H220L218 222H217V224H218V226H216V222L215 221H217ZM226 219V218H225ZM227 219H229L228 217H227ZM15 220V219H14ZM197 220H200V219H197ZM28 221H29V223H28ZM229 221V220H228ZM20 222V223H21ZM69 222V221H68ZM222 222H224V221H222ZM234 222V221H233ZM236 222H237V220H236ZM2 223H3V221H2ZM55 223V222H54ZM70 223V222H69ZM228 223V222H227ZM235 223V222H234ZM234 223H232V224H234ZM5 224V223H4ZM9 224V223H8ZM222 224V223H221ZM231 224V223H230ZM230 224H228V228L229 229H231V226H230ZM231 224V225H232ZM239 224V223H238ZM6 225H7V223H6ZM5 225V226H6ZM20 225V224H19ZM23 225H25L24 223L22 224V226ZM225 225H226V222H225ZM235 225V224H234ZM233 225V226H234ZM240 226H241V224H239ZM21 226V227H22ZM223 226V228H224V224L222 225ZM163 227H168L167 229H171L173 232H172V235L171 236H169V237H167L166 235H164L163 234ZM215 227V229L213 230V228ZM235 227V226H234ZM61 228V227H60ZM233 228V227H232ZM238 228H239V226H238ZM243 228H245V226L243 227H240V230H242ZM212 229V230H211ZM226 230L225 231H227L228 232V235H229V232L231 231V230H233V229H231V230H229V229H227V228H225ZM219 230V229H218ZM222 230V229H221ZM221 230H219V231H221ZM229 230V231H228ZM11 231V230H10ZM216 231V232H215ZM238 231H239V229H238ZM243 231V230H242ZM240 232L239 231V233H241V235H243L244 233V231L243 232ZM16 232V231H15ZM211 232H213V233H211ZM216 233V235H215V233ZM222 232H223V230H222ZM232 232V231H231ZM237 232V225H236V230L234 229V233H236ZM247 231H245V233H246ZM1 233V232H0ZM233 233V232H232ZM238 233V232H237ZM4 234V235H5ZM10 234L11 235V237H10V235H9V239L7 238V236ZM218 234V235H217ZM219 235H220V237H223V238H221L220 239V237H219ZM232 235V234H231ZM241 235H236V236H240L239 237V239H240V241H243L244 242V238H243V240H242V237H241ZM245 235V234H244ZM230 236V235H229ZM232 236H234V235H232ZM247 236V235H246ZM255 235H253L252 237H253V239L252 240H255V242L257 241L256 240V236L254 237ZM15 237V238H14ZM231 237V236H230ZM245 237V236H244ZM11 238H12V240H11ZM53 239V240H52ZM193 239H195V240H193ZM225 239H228V236H227V238H225ZM231 240H233V238H230ZM229 239V240H230ZM9 240V241H8ZM250 240H251V238H250ZM46 241V240H45ZM192 241H195L196 242V244L195 243H193L192 244ZM236 241V244L237 243H239V242H237ZM7 242V243H6ZM9 242V243H8ZM54 242V243H53ZM252 242V244L254 243L255 245H256V243L254 242V241H251ZM233 243V244H234ZM241 243V242H240ZM250 243V242H249ZM195 244V246H196V248L193 246ZM239 245H241V244H239ZM239 245H237V248H240V246ZM52 246H54L55 247V249L57 250V251H54L53 250V248H52ZM242 246V245H241ZM244 246V245H243ZM242 246V247H243ZM42 248H44V246L42 247ZM192 249H193V251H192ZM197 249V251H195ZM244 249H245V247H244ZM40 250V249H39ZM52 250V251H51ZM64 251V254H60V251ZM71 251L70 252V254L71 255H69L68 256V251ZM242 250V249H241ZM49 251H51V252H53V255H52V253L51 254H49ZM194 251H195V254H193L194 253ZM236 251V250H235ZM247 254H251L252 255V251L250 250V252H248V248H247ZM55 252H57L56 254H57V256L56 257H54V254H55ZM193 252V253H192ZM234 253L237 255V256H235L234 255ZM238 253H241V251L240 252H238ZM244 253H245V250H244ZM46 256H49V258H47ZM50 256H52L53 257V259H51L50 258ZM244 256H247L246 254L244 255ZM244 256H242V257H244ZM250 256V255H249ZM26 257V258H25ZM43 257V258H44ZM40 258H42V256L40 257ZM41 259V261H42V263L45 261V259ZM238 258V257H237ZM55 259V260H54ZM89 259V260H88ZM54 262H53V261ZM192 263H191V262ZM50 262V263H49ZM89 262L88 263H85V264H89ZM45 263V262H44ZM218 264V263H217Z\"/></svg>","mask_w":264,"mask_h":264}]
</instances>
